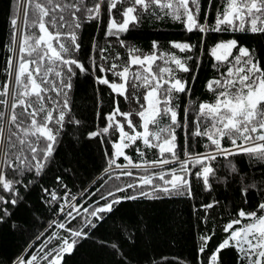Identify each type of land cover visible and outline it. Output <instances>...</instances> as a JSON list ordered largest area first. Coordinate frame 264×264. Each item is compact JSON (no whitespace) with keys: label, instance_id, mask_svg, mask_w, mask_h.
<instances>
[{"label":"trees","instance_id":"trees-1","mask_svg":"<svg viewBox=\"0 0 264 264\" xmlns=\"http://www.w3.org/2000/svg\"><path fill=\"white\" fill-rule=\"evenodd\" d=\"M65 2L75 3L77 0ZM97 2L99 0H84V6L91 8ZM108 3L109 0L101 3L98 19L89 20L86 13H77L81 27L75 31L80 48L79 51L72 52L71 56L82 63L87 71L82 72L73 65L74 74L70 75L67 68L63 69L65 80L72 85L70 90L65 89L70 111L65 109L62 126L50 125L57 133V142L44 171L37 176L34 171L18 174L12 169L5 170L6 178L17 182L15 187L19 195L16 197V205L0 204V208H7L9 213L4 215L0 212V264H17L20 257L28 259L31 255L41 254V249L48 252L59 248L62 240L57 237H68L69 233L56 225L64 223L67 228L78 230L82 227L84 218L91 219L96 226L83 228L87 238L79 239L71 254H64L62 264H211L212 254L229 235L223 230L224 226L237 219L240 210L260 213L258 205L264 203V161L245 154L232 156L227 160L218 157L211 162L215 169V175L209 177L211 190L204 185L202 179L195 176L198 167L189 164L193 173L188 177L191 183L190 195L186 192L165 195L162 192H152V186H138L135 194L148 191L159 198L138 196L136 200H122L120 204L114 205L111 213L101 214L102 220L84 212V209L91 212L93 208L109 202L112 197H108L107 201L101 199L109 191H115L129 183L139 185V178L145 175L154 176L156 173L180 168L179 163L153 168L150 162L160 158L158 148L146 147L142 140H137L130 143L124 152L141 167L109 171L108 160L114 155L113 144L119 141V134L115 129H110L107 134L101 130L107 125V116L117 104L121 111L133 113L132 119L137 124V130L142 131L136 115L140 110L136 99L139 98L144 103L145 89L131 86V72L140 70L139 66L128 63L131 48L140 50L136 55L147 56L156 51L153 48V42H156L159 46L157 55L173 53L194 69V72H180L176 70L174 63L165 65L163 57L153 65L154 70L156 65L170 67L175 71L176 78L188 82L186 94H173V105H179L177 111L182 125L176 128L175 133L176 152L180 160L186 158L185 152L195 155L210 151L206 147L210 143L207 138L196 137L193 131L199 104L215 101L214 93L206 85L226 71L224 66L217 70L216 61L211 56L212 47L220 41L236 39L239 45L254 50L264 65V34L239 31L190 33L186 31L182 20L174 19L171 14L165 15L170 10L161 11L155 5L147 12L138 8L139 23L130 25L129 31L121 34L118 40L107 35L108 25L112 17L117 22L123 19L121 13L128 6V0L124 4H118L111 12L108 10ZM199 3V23L214 26L217 13L224 10L225 0H199ZM23 7L21 5L18 26L23 16ZM189 7L194 5L190 3ZM17 13V0H0V86L8 80L7 63L10 57L15 56L10 51L13 46L10 21ZM31 19L30 12V22ZM60 30L68 32L73 29L69 24ZM50 31L54 29L50 28ZM24 32L38 34V29L25 28ZM121 41H124L123 46ZM172 42H186L193 45L194 49L191 52H180L172 47ZM237 54L238 51L234 49L233 56ZM113 63L119 65L114 71L110 70ZM101 66L109 71H99ZM125 66L130 67L128 100L113 92L108 85L98 82V78H107L110 83H122L114 72L121 71ZM49 78L59 83L54 73ZM48 95L62 100V95L57 97L55 92ZM48 103L49 107L53 106L50 101ZM3 110L5 109L0 106V111ZM56 115L54 113V117ZM117 119L123 120L119 116ZM169 122V117L162 114L161 125ZM125 131L131 133V129L127 127ZM94 132H101V135L92 137L90 134ZM222 143L224 147L231 148L227 137ZM168 156L166 153L165 157ZM117 163L122 167L128 165L123 157L118 158ZM146 163L147 171L143 168ZM232 165L236 168L235 172L231 170ZM124 171H131L133 176L123 175ZM162 183L158 178L153 179V186ZM44 189H48L49 193L55 192L58 201H52ZM133 194V189L116 193L120 197ZM0 195L9 200L12 198L11 193L2 189ZM70 203L80 206L81 215L69 223L60 209L63 206L68 211ZM209 204L214 206L206 208ZM204 236H210L211 239L201 253L200 248L204 245L201 237ZM42 264H47V261H42ZM219 264L246 262L236 248L230 247L220 252Z\"/></svg>","mask_w":264,"mask_h":264},{"label":"snow or ice","instance_id":"snow-or-ice-1","mask_svg":"<svg viewBox=\"0 0 264 264\" xmlns=\"http://www.w3.org/2000/svg\"><path fill=\"white\" fill-rule=\"evenodd\" d=\"M102 2L103 0H99L93 7L86 8L84 0H77L75 3H66L65 0H17L18 13L10 21L13 28V46L10 47V51L14 52L15 56L9 58L6 69L8 80L0 86V106L5 109L0 111V189L11 193L12 198L9 200L0 195V204L16 205L18 202L16 197L19 191L15 187L17 182L6 178V169H12L18 174L34 171L39 176L53 156L57 133L50 125L62 126L65 121V109L70 111L65 89L70 90L72 85L65 80L63 69L67 68L70 75L74 74L73 65L82 72L87 71L82 63L71 56L72 52L79 51L80 48L75 31L81 27L77 13H86L89 20L98 19ZM124 3L125 0H109V12L116 9L118 4ZM190 3L194 7H189ZM21 5L24 6L23 16L18 26ZM152 5L160 8L161 11L170 10L165 12V15L171 14L174 19L182 20L186 25V31L190 33L239 31L264 34V0H225L224 10L222 13H217L215 25L212 27L199 23V0H128V6L121 13L123 19L117 22L112 17L107 35L119 40L121 34L129 31L130 25L139 23L138 8L147 12ZM69 24L72 26V31L60 30L68 27ZM25 28H37L38 34L25 33ZM50 28L54 31H50ZM18 34L19 40H17ZM123 44L124 41H121L122 46ZM172 47L180 52H191L194 49L193 45L186 42H172ZM153 48L156 51L147 56L136 55L135 53L140 50L135 47L130 49L128 63L131 66H139L140 69L131 72V86L145 89L144 103H141L139 98L136 99L140 108L136 115L139 117L142 131L137 130V124L132 119L133 113L121 111L117 104L114 111L107 116V125L101 130L102 133L107 134L110 129H115L119 134V141L113 144L115 151L108 160V167L109 170L121 168L122 166L117 163L120 157L128 161L131 167H141L125 154L124 149L130 143L142 140L146 147L158 148L160 158L150 162L152 166L163 167L178 162L180 168L156 173L154 176L145 175L139 178V185L129 183L118 187L115 191H109L107 196L101 197L106 201L108 197H112L109 202L93 208L91 212L84 209L88 216L97 220L103 219L101 214L111 213L114 205L120 204L122 200H136L138 196L148 199L159 198L148 191L135 194L138 186L140 188L146 185L152 186V192H162L165 195L184 192L190 195L191 183L188 177L193 173L189 169V164L198 167L195 176L202 179L204 185L211 190L209 177L215 175L211 162L218 157L227 160L229 157L245 154L264 161V65L255 51L239 45L236 39L220 41L212 47L211 56L216 61L217 70L224 66L226 71L221 72L219 78L206 85L207 89L214 93L215 101L199 104L193 131L194 136L207 138L210 143L206 147L210 148V151L195 155L185 152L186 158L180 160L176 152L175 133L176 128L182 125L177 111L179 105H173V94H186L188 82L176 78L175 71L170 67L156 65L154 70L153 65L163 57L165 65L174 63L176 70L180 72H194V69L173 53L157 55L159 46L156 42H153ZM234 49L238 51L235 56H233ZM118 67L119 65L113 63L110 70L114 71ZM99 71L106 72L109 69L101 66ZM52 73L59 79V83L49 78ZM114 74L123 82L110 83L107 78H98V82L108 85L113 92L128 100L130 67L125 66ZM50 92H55L57 97L62 95V100L49 96ZM49 101L52 107H49ZM17 109L20 111L18 112ZM54 113H57L55 117ZM162 114L169 117L170 122L167 125L160 123ZM117 116L122 117L123 120H118ZM202 126L203 131H201ZM125 127L131 129V133L125 131ZM90 135L100 136L101 132ZM225 137L230 141L231 148L224 147L222 141ZM166 153L169 154L168 157H165ZM144 169L147 171V163ZM231 170L236 171L234 165L231 166ZM122 174L133 176L131 171H124ZM154 178H158L163 183L153 186ZM128 189H133L134 194L124 197L116 195L118 192H127ZM44 192L51 196L52 201H58L55 192L49 193L48 189H44ZM213 206L209 204L205 207ZM68 208L69 210L65 211L61 206L60 210L70 223L81 213L80 208L75 204L70 203ZM258 209L259 214L256 211L240 210L238 218L224 226L223 230L229 235L212 254L211 264H219L220 252L230 247L236 248L241 253L246 264H264V203H260ZM0 212L4 215L9 214L7 208H0ZM237 225L239 227H236ZM56 226L69 233L68 237H57L62 240L59 248L48 252L41 249V254L31 255L28 259L20 257L17 264H42V261H47V264H62L64 254H71L79 239L87 238L83 228L96 225L91 219L84 218L82 227L78 230L67 228L64 223ZM201 239L204 241V245L200 248L202 253L211 237L204 236Z\"/></svg>","mask_w":264,"mask_h":264},{"label":"rangeland","instance_id":"rangeland-1","mask_svg":"<svg viewBox=\"0 0 264 264\" xmlns=\"http://www.w3.org/2000/svg\"><path fill=\"white\" fill-rule=\"evenodd\" d=\"M22 13H23V11H22ZM19 25H20V23H19ZM20 39V35L18 34V36H17V40H19ZM18 46V45H17ZM14 63H15V61H14ZM126 143H128L127 141H126ZM178 163V162H177ZM172 164H175V163H170V164H168V165H172ZM167 165V166H168ZM130 168H136V167H131V166H129V165H127V166H123V167H121V168H113V169H111V170H109V171H115V170H122V169H130ZM140 168V167H139ZM144 168V167H143ZM153 168H160L159 166H155V167H153ZM173 170H179V169H173ZM168 172V171H167ZM75 205L77 206V207H80L77 203H75Z\"/></svg>","mask_w":264,"mask_h":264}]
</instances>
